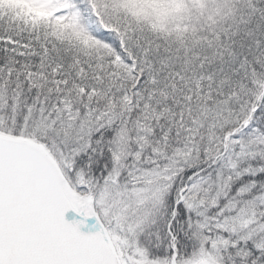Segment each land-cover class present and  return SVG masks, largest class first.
<instances>
[{
	"label": "snow or ice",
	"instance_id": "snow-or-ice-1",
	"mask_svg": "<svg viewBox=\"0 0 264 264\" xmlns=\"http://www.w3.org/2000/svg\"><path fill=\"white\" fill-rule=\"evenodd\" d=\"M0 264H264V0H0Z\"/></svg>",
	"mask_w": 264,
	"mask_h": 264
},
{
	"label": "water",
	"instance_id": "water-1",
	"mask_svg": "<svg viewBox=\"0 0 264 264\" xmlns=\"http://www.w3.org/2000/svg\"><path fill=\"white\" fill-rule=\"evenodd\" d=\"M73 219H80V217H78L74 212H71L69 211L67 214H66V220H68L69 222H71ZM89 224H91L92 222L89 221L88 222Z\"/></svg>",
	"mask_w": 264,
	"mask_h": 264
},
{
	"label": "trees",
	"instance_id": "trees-1",
	"mask_svg": "<svg viewBox=\"0 0 264 264\" xmlns=\"http://www.w3.org/2000/svg\"><path fill=\"white\" fill-rule=\"evenodd\" d=\"M151 2H158V0H151Z\"/></svg>",
	"mask_w": 264,
	"mask_h": 264
}]
</instances>
